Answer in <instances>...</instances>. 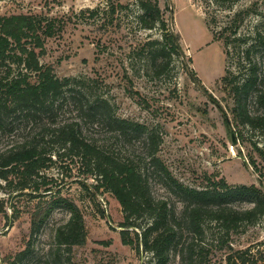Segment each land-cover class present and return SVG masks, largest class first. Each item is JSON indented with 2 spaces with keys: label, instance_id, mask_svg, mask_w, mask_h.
<instances>
[{
  "label": "trees",
  "instance_id": "1",
  "mask_svg": "<svg viewBox=\"0 0 264 264\" xmlns=\"http://www.w3.org/2000/svg\"><path fill=\"white\" fill-rule=\"evenodd\" d=\"M135 1L140 8L138 24L160 30L161 40H148L144 47H149L155 73L161 75L172 69L173 53L185 57L180 34L171 27L173 8L169 4L162 8L160 0ZM115 5L107 0L105 6L88 12L92 17L106 13L111 21ZM238 15H233L230 32L223 34L225 45L233 41ZM55 29V18L40 14L0 15V188L9 195H29L33 201L24 248L6 256V264L25 263L36 250L42 228L60 206L67 207L70 215L55 228L56 249L86 242L82 210L53 186L57 178L46 173L57 164L62 172L76 169V181L86 190L92 188L93 195L108 192L118 200L123 211L121 241L138 253H149L145 264H169L173 259L179 264H203L209 250L204 252L202 241L212 226L225 242L264 217V191L259 186L231 185L223 177L211 176L202 186L185 184L159 155L162 136L156 129L118 115L109 99L95 90L92 79L57 76L53 66L41 59ZM261 39L263 35L256 33L255 40ZM249 54L250 49L245 54L250 62ZM249 69L245 77L225 74L222 81L232 98L234 121L264 134V86L258 81L257 66ZM190 74L197 77L193 70ZM250 97L259 107L256 112L249 108ZM255 148L262 153L256 144ZM155 184L174 199L156 195ZM235 200L248 206L238 207ZM6 202L0 197V213L10 216ZM10 206L12 216H19L18 206ZM228 247L227 264H263L250 246Z\"/></svg>",
  "mask_w": 264,
  "mask_h": 264
},
{
  "label": "rangeland",
  "instance_id": "2",
  "mask_svg": "<svg viewBox=\"0 0 264 264\" xmlns=\"http://www.w3.org/2000/svg\"><path fill=\"white\" fill-rule=\"evenodd\" d=\"M113 1L116 11L111 21L106 13L92 17L88 12L105 6L107 0H0V15L36 13L55 18V34L46 40L42 61L51 64L59 77L92 79L95 90L109 99L118 115L156 129L162 136L159 155L179 180L202 186L207 176L223 177L231 185L254 183L264 191V134L234 121L232 98L222 81L225 74L245 77L255 64L264 86V0H160L162 8L168 4L173 8L171 27L180 34L185 53V57L173 53L172 69L161 75L155 73L149 47H144L148 40H161L160 30L138 24L140 8L135 0ZM236 12L239 27L225 45L223 34L230 32ZM258 32L263 39L256 41ZM249 49L250 62L245 59ZM249 108L259 110L253 97ZM62 169L57 164L46 173L57 178L53 186L82 210L86 242L56 249L55 228L70 215L67 207H57L41 230L35 252L23 264H145L149 253H138L121 241L123 211L118 200L108 192L93 195L92 188L86 190L76 181V169ZM153 189L158 196L174 199L160 184ZM15 194L0 188L10 215L0 213V264L24 248L30 231L32 197ZM11 204L18 206L19 216H12ZM234 204L248 206L239 200ZM240 230L223 242L212 226L202 241L204 252L209 250L202 263L227 264L230 244L234 249L250 246L264 264V217Z\"/></svg>",
  "mask_w": 264,
  "mask_h": 264
},
{
  "label": "water",
  "instance_id": "3",
  "mask_svg": "<svg viewBox=\"0 0 264 264\" xmlns=\"http://www.w3.org/2000/svg\"><path fill=\"white\" fill-rule=\"evenodd\" d=\"M232 140H233V142H235V138L234 137L232 138Z\"/></svg>",
  "mask_w": 264,
  "mask_h": 264
}]
</instances>
